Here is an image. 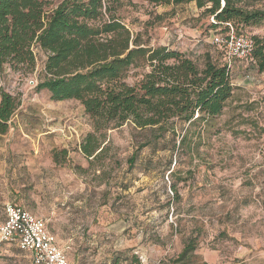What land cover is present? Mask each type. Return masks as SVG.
<instances>
[{"label":"rangeland","instance_id":"rangeland-1","mask_svg":"<svg viewBox=\"0 0 264 264\" xmlns=\"http://www.w3.org/2000/svg\"><path fill=\"white\" fill-rule=\"evenodd\" d=\"M46 10L61 0H42ZM239 7L264 12V0ZM117 16L145 45L168 46L202 64L223 58L211 44V17L194 3L149 5L118 0ZM264 36V23L239 28ZM238 29V30H237ZM36 67L6 66L0 89L19 107L0 135V221L6 204L42 219L69 264H264V72L234 61L231 100L204 136L197 154L172 151V142L138 150L150 133L124 124L94 135L87 158L81 145L93 135L92 120L74 100L51 101L36 85ZM146 69H132L126 83ZM178 147V140L176 141ZM137 153L130 165V159ZM187 244L195 249L176 262ZM0 264H30L27 254L0 246Z\"/></svg>","mask_w":264,"mask_h":264},{"label":"trees","instance_id":"trees-1","mask_svg":"<svg viewBox=\"0 0 264 264\" xmlns=\"http://www.w3.org/2000/svg\"><path fill=\"white\" fill-rule=\"evenodd\" d=\"M149 5L194 3L213 17L211 28H247L264 23V12L239 7L241 0H142ZM42 0H0V71L8 66L36 67V53L45 61L36 85L51 101H78L92 120L93 135L81 152L94 155V135L124 124L150 133L144 148L172 142V151L197 154L204 136L223 114L233 96L231 71L223 61L206 57L202 64L168 46L149 47L117 16L118 0H61L51 10ZM238 30V29H237ZM237 35L247 36L243 33ZM248 37V36H247ZM253 49L248 63L264 72V36L249 37ZM146 71L140 81L126 83L132 69ZM19 101L0 89V135H5ZM178 140V147L176 141ZM137 153L130 159L132 165ZM195 249L187 244L176 262ZM129 264H139L132 257Z\"/></svg>","mask_w":264,"mask_h":264},{"label":"built area","instance_id":"built-area-1","mask_svg":"<svg viewBox=\"0 0 264 264\" xmlns=\"http://www.w3.org/2000/svg\"><path fill=\"white\" fill-rule=\"evenodd\" d=\"M213 22V17H211ZM211 44L224 52L227 65L235 60L249 61L253 42L232 30L227 34L211 35ZM0 222V246L9 244L29 256L31 264H69L56 237L47 230L46 223L16 204H6Z\"/></svg>","mask_w":264,"mask_h":264},{"label":"crops","instance_id":"crops-1","mask_svg":"<svg viewBox=\"0 0 264 264\" xmlns=\"http://www.w3.org/2000/svg\"><path fill=\"white\" fill-rule=\"evenodd\" d=\"M184 53H185V52H184ZM20 207H21V206H20ZM22 208H23V207H22ZM25 210H26V209H25ZM3 219H4V213H3ZM3 219H2V220H3ZM2 220H1V221H2ZM1 221H0V222H1ZM8 245H9V244H8ZM14 247H15V246H14ZM17 250H18V249H17ZM18 251H19V250H18ZM30 264H31V261H30Z\"/></svg>","mask_w":264,"mask_h":264}]
</instances>
